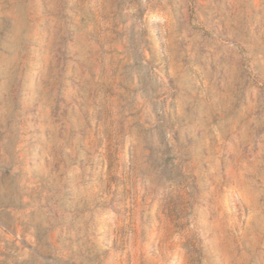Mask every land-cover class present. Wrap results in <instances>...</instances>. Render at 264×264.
I'll return each instance as SVG.
<instances>
[{"label": "rangeland", "instance_id": "374dc122", "mask_svg": "<svg viewBox=\"0 0 264 264\" xmlns=\"http://www.w3.org/2000/svg\"><path fill=\"white\" fill-rule=\"evenodd\" d=\"M0 264H264V0H0Z\"/></svg>", "mask_w": 264, "mask_h": 264}]
</instances>
